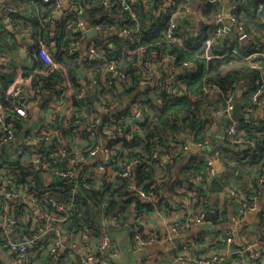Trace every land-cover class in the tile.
Wrapping results in <instances>:
<instances>
[{
	"label": "built area",
	"instance_id": "built-area-1",
	"mask_svg": "<svg viewBox=\"0 0 264 264\" xmlns=\"http://www.w3.org/2000/svg\"><path fill=\"white\" fill-rule=\"evenodd\" d=\"M40 1L53 7L49 19L58 14L60 26L78 35V38L70 44V48L63 50L69 53H72V50L79 51L78 58L82 55V50H86L93 58L100 55L105 43L108 42V37L100 40V34L94 38L85 35L91 28L97 30L101 28L87 24L86 15L81 16L84 12L81 6L75 5L71 0ZM145 1L148 12L157 18L165 17V20L161 21L164 24V40L178 45H181L183 37L188 38V32L197 35L202 24L208 23L204 12L206 5L212 2L214 9L211 16L215 27L212 35L203 41L202 48L195 55L209 61L227 57H241L248 61L264 59V36L259 44L253 41L248 48L244 47V43L247 45L253 40L252 34L237 21L236 16L232 14L233 6L225 3L224 0ZM4 2L6 3V0H0V4H5ZM64 2L70 8L64 9ZM136 2L137 0H120V5L127 12V20L130 22L111 30L127 43L123 44L119 56L104 59L102 77L108 78L104 83V91L98 92L94 82L84 81V74L77 82L76 88L67 81H60L56 85L58 97L55 103L46 109L47 119L44 117L36 128L22 130V127L17 131L13 127L16 116L26 118V108L37 103L39 96L32 92L37 99L30 100V94L27 92L26 96L22 97L23 101L28 102L26 106L20 96L24 90L17 87V84H13L6 91L2 90L0 85V193L3 197L0 210V248L12 252L18 264H33L31 260L33 253L55 258L60 256V250L68 254L71 264H115L117 244L106 227L107 199L105 196L101 200L92 197L88 191L91 185L95 190L109 184L112 188L121 186L122 190L131 192L132 196L145 204L141 206L142 209L139 208L140 213L152 212L158 215L156 219L161 222L154 226L155 228L147 230L138 229L139 226L131 227L130 239L140 248H148L154 244L168 246L167 251L161 254L138 257L134 264H264V236H258L259 225L256 222V220H264V206L260 204L263 198L264 168L254 178H248L247 194L239 188L236 176L230 177L232 182L231 185L226 186L225 192L233 197L234 204L231 210L218 204L222 220L220 223L229 224L230 228L217 231L215 226L204 227L205 211L201 207L196 191L189 189L185 182L176 184L173 191H170L166 185L158 190L153 189V185L146 189L135 180L134 168L139 161L126 160L122 157L124 139L130 140L140 134L138 124L144 118L146 107L142 106V103L146 100L135 98L130 103L129 112L112 114L117 101L108 104L106 99L117 96L118 91L131 84L130 77L121 66V60L124 57L135 56L137 69L134 75L139 78L141 84L154 87L159 82L162 87L168 88L171 95L178 96L186 92V87L184 80L177 78L176 75L183 71L196 72L198 69L197 64L193 62L184 61L181 64L176 62L175 56L164 50L145 52V47L141 44L142 30L137 24L135 26L132 24L136 21L134 6ZM25 4L24 0H15L12 4L4 5L2 13L5 23L12 25L10 14L22 15L26 8ZM228 8H230L229 13H227ZM263 8L264 0H261L258 10ZM188 15L195 24L192 29L188 25ZM107 34L109 36V33ZM18 36L24 41L26 54L31 46L36 45L35 52L40 61L45 65L56 66L45 42H37L30 32H23ZM83 37L87 39L82 40ZM164 62L168 63L167 73L159 81H155V69L161 68ZM8 63V56L0 51V64ZM3 70H7L6 67ZM18 72L21 76L23 70ZM82 72L89 71L82 70ZM18 80L16 79L15 83ZM92 91L98 97L101 116L108 115L106 121H102L99 114L84 110L79 115L80 120L76 119L69 123L70 107L64 98L73 95L76 100L85 102ZM204 92L208 100L204 108L214 117L210 127L211 133L222 119H226L228 122L222 132L223 142L231 139L237 146L235 151L241 146L248 147L242 139H233L234 135L236 132H242L243 122L257 125L258 121H237L231 118L236 103L233 100L234 90L230 89L223 94L222 100L217 104L211 102L219 92L216 87H206ZM132 95L136 96L135 93ZM153 95H157V92L151 91L149 96ZM257 95L255 94L252 104L250 103L247 108L241 107L242 112H251L255 108L259 103ZM169 99L172 100L173 96ZM99 124L102 127L97 134L95 126ZM68 130L69 133L65 134ZM82 130L85 133H82ZM23 131H26L24 137ZM210 135L203 142L193 144L198 150L196 161H203L206 164V183L210 178L217 177L213 159L201 150L208 143ZM70 138L72 144L68 148L66 145ZM169 138L176 140V135H170ZM111 139L117 141L110 143ZM17 140L20 143L13 146ZM50 145L52 147L47 150L45 146ZM188 149L189 145L178 143L174 148L172 146L163 158L171 159L174 155L185 156ZM153 156L157 158L158 154L154 152ZM20 161L33 165L30 171L35 174L37 172V181L41 174H49L54 181L53 184L58 186L55 188L58 193L54 191L51 194L45 191L39 182L38 189L30 183L31 181H20L21 176L14 165L20 164ZM158 165L159 162L156 167ZM65 181H69V189L67 186L59 187ZM194 181H200L205 186L201 176H197ZM158 182L161 183L162 180ZM63 196L68 197L69 201L62 202ZM8 200L17 203L14 213L8 209L6 203ZM135 202L133 199L129 204L134 208ZM89 214H92L90 217L96 222L94 227L70 221V218H84ZM32 219L35 220V224L30 229L29 224ZM194 228L197 232L193 237H189L190 234L187 235V232ZM177 237L182 238V241L174 244L173 240Z\"/></svg>",
	"mask_w": 264,
	"mask_h": 264
},
{
	"label": "trees",
	"instance_id": "trees-1",
	"mask_svg": "<svg viewBox=\"0 0 264 264\" xmlns=\"http://www.w3.org/2000/svg\"><path fill=\"white\" fill-rule=\"evenodd\" d=\"M71 1L82 7L88 25L98 26L103 32L109 33L108 42L105 43L100 55L96 58L86 55L81 60L80 57H77L79 51L72 50V53H69L63 50L70 48V44L78 38V35L72 34L60 26V31L56 35L50 36L47 23L50 21L49 17L53 7L39 0L32 5L25 0L26 8L22 15L10 14L14 31L17 34L30 32L34 40L45 42L52 53L56 66L45 65L40 61L35 52L36 45L29 48L27 53L28 64L24 63L26 59L19 60L16 57H10L7 50L14 51L18 48V44L13 40L12 33L3 28L0 30V51L8 56L9 63L6 65L0 64L2 90L6 91L13 84H17V87L21 90L29 92L30 100L35 101L39 96L36 104L44 110L55 103L58 97V89L56 88L58 82L67 81L76 88L82 74H84V81L88 82L87 80H89V82L95 83L98 92L104 91V83L108 81V78L103 79L102 77L104 75V59L119 56L123 44L127 43L125 39L111 29H117L119 26L130 22L127 20V12L122 9L120 0ZM224 2L233 6L232 14L236 16L237 21L244 26L245 30L252 34L253 40L247 45L244 43V47L248 48L253 41L259 44L264 36V8L258 10L261 0H224ZM134 6L136 7V21L132 24L134 26L137 24L142 30L141 44L145 47L146 53H150L152 50H164L168 54L174 55L176 62L180 64L184 61L193 62L197 64L198 69L196 72L183 71L176 75L177 78L184 80L186 87V92L178 96L171 95L168 88L162 87L159 82L154 87L141 84L139 78L134 75L137 69L135 56L124 57L121 60V66L130 77L131 84L127 88L118 91L117 96L106 99L108 104L115 99L119 101L112 114L119 115L120 113L129 112L130 103L135 98L141 101L146 100L142 103V106L146 107L145 115L138 124L140 134L133 136L130 140L124 139L122 157L126 160L137 159L139 161L134 168V176L136 183L142 184L146 189L153 185V189L158 190L166 185L170 191H173L176 184L185 182L189 189L196 191L201 207L205 211L204 227L215 226L222 221L220 218L221 211L218 208L219 194L226 190L227 178L235 175L241 183L244 177L249 176L252 179L264 168V121H258L257 125L250 122L242 123V132H236L233 138L242 139L243 143L248 146L242 152L235 151L237 146L231 139L225 140L223 151L232 153V157H230L231 155L226 156L229 166L227 175L220 178L212 177L207 183L206 164L203 161H196L197 153L188 154L187 152L185 156L174 155V158L171 159H164L163 157L172 146L174 148L178 143L187 145L180 134L187 135L193 144L203 142L211 134L210 127L214 117L204 108L208 101L204 92L206 87H216L219 90L215 99L211 100L213 104L219 103L222 100V95L232 89L234 90L233 100L239 103L241 107L248 106L255 94H258L257 99L259 101L255 107L261 106L264 102V59L257 58L248 61L241 57H227L209 61L195 55L202 48L203 41L212 35L215 27L211 16L214 9L212 2L206 5V11L204 12L208 23L204 22L202 24L197 35L188 32V38L183 37L181 45L168 43L164 40V24L161 21H164L165 17L157 18L148 12L145 0H137ZM188 25L191 29L195 25L189 15ZM85 39L87 38H82V40ZM54 49H57L56 53L53 52ZM11 55H16V52L11 53ZM13 61L16 62L13 63ZM83 65L89 72L83 73L81 71ZM5 67L7 70H3ZM19 70H23V73L15 83ZM151 91L157 92V95L149 96ZM32 92L37 96L32 95ZM133 93L136 96L132 95ZM42 94L43 97H41ZM170 96H173L172 100L169 99ZM121 97L123 99L127 98L124 106L123 103L120 104ZM64 99L70 107L69 123L76 119L80 120L79 115L84 110L98 113L96 110V107L98 108L96 94L89 95L85 102L76 100L73 95L66 96ZM98 116L104 122L108 117V115ZM24 120V117L16 116L13 127L17 131L21 130ZM227 122L226 119H222L219 123H223L225 126ZM101 127V124L95 126L97 134L100 133ZM68 133L69 130L65 132V134ZM82 133H85V131L82 130ZM170 135H176V140H170ZM116 141L117 139H111L109 142L114 143ZM71 144L70 138L66 146L69 148ZM51 147L52 145L45 146L47 150ZM154 152L158 154L157 158L153 156ZM158 162L160 165L156 167ZM14 165L21 176L20 181H31L30 183L34 187H39L36 178L37 172L35 174V172L30 171L33 169L32 164L20 161V164ZM158 170H160L159 174H157ZM183 175L187 178L184 179ZM197 176L202 177L205 186L204 183L202 186H197L194 183ZM160 180H162L161 183L158 182ZM239 188L247 194L246 182L240 185ZM88 191L90 196L100 200L102 197H106L108 203L106 213L109 216L107 229L111 228L115 222L119 225L128 224L127 226L130 227L139 226V218H135L134 213L142 216L139 212L140 209L131 208L129 203L133 199L136 204H140V201L132 196L131 192L122 190L121 186L120 188H112L109 184L95 190L91 185ZM1 206L2 202H0V210ZM70 221L75 223L73 218H70ZM257 224L259 225L258 236L263 237L264 231L261 226L264 225V220H258Z\"/></svg>",
	"mask_w": 264,
	"mask_h": 264
},
{
	"label": "crops",
	"instance_id": "crops-1",
	"mask_svg": "<svg viewBox=\"0 0 264 264\" xmlns=\"http://www.w3.org/2000/svg\"><path fill=\"white\" fill-rule=\"evenodd\" d=\"M15 0H6V2H8L9 4H12ZM40 1V0H39ZM25 2V0H24ZM27 2L29 4H35L36 2H38V0H27ZM5 3V2H4ZM4 7V4H0V30L5 28L6 30H8V32L12 33V37L13 40H15L18 44V48H16L14 51H8V55L12 58H18L19 60H25L26 59V64L29 63L28 59H27V54H26V47L24 44L23 39H19L17 40L16 35H18L17 33H15L14 28L12 25L5 23L4 19H3V13H2V9ZM64 7H66V5L64 4ZM56 17V14H55ZM52 17L50 19V21L47 23V29L48 32L50 34V36H54L56 35L60 30V24L59 19L60 16H58L57 18ZM3 26V27H2ZM10 36V37H11ZM1 43V42H0ZM15 53L16 55H11V53ZM23 55L25 57H23ZM89 54L86 52V50H82V55H80L81 60L83 59L84 56ZM16 61H13V63H15ZM167 67H168V63L164 62L163 66L161 68L155 69V74H154V79L155 81H159L161 79V77L163 75H165L167 73ZM85 70V71H89L84 65L81 67V71ZM20 75L19 72L16 75V79H20ZM15 79V80H16ZM94 91H92L90 93V95H94ZM113 101H117V103H119V101L117 99L113 100ZM127 98H120V104H122L123 106L126 104ZM252 104V102H251ZM122 106V107H123ZM252 106V105H251ZM247 108V106H246ZM121 109V108H119ZM117 109V110H119ZM27 110V116L26 118H24V124H23V129L22 130H29L32 128H36L40 122H42L44 120V117L47 115L46 110H44L42 107H40L38 104L34 103L31 104V106H29L28 108H26ZM97 110V114H99L101 116V106L100 104H98V108L96 107ZM245 114H248L250 116H254L253 118H250V120L247 121H264V102L261 104V106H257L255 108H253V110H251V112L246 111ZM224 130V125L223 123H219L218 126L212 131L209 141L208 143L201 149L202 152H204L205 154L209 155L212 159H213V164H214V168L216 171V176L218 178L227 175V172L229 170V166H228V161L226 156H230L232 157V153H229L227 155V153L225 151H223V148L225 147L224 142L222 140V133ZM25 131H23L24 133ZM22 133V135H23ZM180 137L183 138V141L189 145V149H188V154H194L196 153V151H198L194 146L193 143L191 142L190 138L185 135V134H180ZM20 141H16L13 146L19 144ZM18 146H16L17 148ZM247 149V147H246ZM245 150L244 148H242V146L237 150V151H243ZM41 177H38L39 180V184L42 185V188H44L45 191H49V193L52 194V192L56 191L55 188L58 186H55L56 184H53V179L51 178V176L47 173H43L40 175ZM244 176V175H243ZM232 177V176H231ZM230 176L227 178V182L228 185H231V180L229 179ZM249 176L244 177L243 182H246L247 185V181H248ZM243 182H239L238 186L240 187V185L244 184ZM69 181H65L64 183H62L59 187L62 188H67L69 189L68 186ZM238 183V182H237ZM53 184V185H52ZM227 185V186H228ZM71 186V185H70ZM54 189V190H53ZM58 193V191H56ZM3 197L0 195V202H2ZM3 203V202H2ZM8 205V209L11 213H14L16 211V205L17 203L15 202H10L9 200L6 202ZM223 203V204H222ZM219 204L220 206H223L225 208H227L228 210H231L233 204H234V199L233 197L228 193L223 191L222 193L219 194ZM261 205L264 206V189H263V198L261 200ZM20 205H18L19 207ZM141 206H145V204H143L142 202H140V204H136L135 203V207L134 208H141ZM131 208H133L130 205ZM140 212V211H139ZM92 214H89V216H84V218L86 220H83L81 224H85L88 227H94L96 226V222L94 220L93 217H90ZM141 217L140 219L142 220V223L144 224L143 229H148V228H153L154 226L160 224L161 222L159 220H157L156 218L158 217V215L153 214L152 212L150 213H146V212H142L141 213ZM253 220V219H250ZM257 222V220H256ZM255 222V223H256ZM114 225L111 226V228H108V231L110 232L111 237L114 239V241H116L117 244V253L114 256V263L115 264H134V262L136 261V259L138 257H149V256H153L156 254H161L164 251H167L168 246L163 245V244H154L151 247L148 248H140V246L134 242L133 240L130 239V233H131V227L127 226L128 224H123V225H119L116 222L113 223ZM32 223L30 222L29 227L31 229ZM263 231H264V225L261 226ZM155 228V227H154ZM28 232H30V230L28 229ZM197 232V230L194 228L192 230H190L189 232H187V235L190 234L189 237H193V235ZM179 238V237H177ZM176 238V239H177ZM180 241H182V238H179ZM32 258L31 260L33 261V264H71L69 262V256L68 254L63 251L60 250L59 255L60 256H56L55 258L53 257H46L43 255H40L39 253H33L31 254ZM0 264H18L17 260L14 257V254L10 251H8L7 249H2L0 248Z\"/></svg>",
	"mask_w": 264,
	"mask_h": 264
},
{
	"label": "water",
	"instance_id": "water-1",
	"mask_svg": "<svg viewBox=\"0 0 264 264\" xmlns=\"http://www.w3.org/2000/svg\"><path fill=\"white\" fill-rule=\"evenodd\" d=\"M64 3H65V5H66V7H64V9L70 8V7L68 6V4H66V2H64ZM7 4H8V2H6L4 5H7ZM71 9H74V8H71ZM229 11H230V8H228L227 13H229ZM58 16H59V15L57 14L55 18H57ZM81 16H82V17H85V13L82 12V13H81ZM99 34H100V37H99L100 40H104L106 37H108V34H107V33H104V32H102L101 30H97L96 28H91L90 30L86 31V33H85V35H86L88 38H94V37H97V36H99ZM16 38H17V40L20 39V37H19L18 35H16ZM53 52L56 53V52H57V49H54ZM23 57H25V56L23 55ZM90 93H91V92H90ZM26 94H27V92H26V91H23V92H21L20 96H21V101L27 106V105H28V102H27L26 100L23 101V99H22V97L26 96ZM254 116H256V115H254ZM254 116H253V117H254ZM253 117L250 116V115H248V114H245L244 112H242V109H241L240 104H239V103H235L234 108H233V110H232V114H231V118H232L233 120H237V121H247V120H250V118H253ZM45 118L47 119L46 116H45ZM220 133H222V132H220ZM25 134H26V131L23 133L22 136L24 137ZM242 148L246 149V146H242ZM182 177H183L184 179L187 178V177L184 176V175H183ZM194 183H195L197 186H202V183H201L200 181H194ZM0 195H2V194L0 193ZM174 199H175V200H178L177 197H174ZM10 201H11V200H10ZM61 201H62V202H63V201H64V202H68L69 200H68V197L63 196V197L61 198ZM11 202H14V201H11ZM15 203H16V202H15ZM28 205H29L30 207H32L31 204H28ZM83 220H84L83 217H77V218H75V222L78 223V224H81ZM31 223H32V226H31V229H32L33 226H34V224H35V220L32 219ZM229 228H230V225H229V224H226V223H219V224L215 225V229H216L217 231H223V230H226V229H229ZM173 243H174V244H179V243H181V241H180L179 238H177V239L175 238V239L173 240Z\"/></svg>",
	"mask_w": 264,
	"mask_h": 264
},
{
	"label": "rangeland",
	"instance_id": "rangeland-1",
	"mask_svg": "<svg viewBox=\"0 0 264 264\" xmlns=\"http://www.w3.org/2000/svg\"><path fill=\"white\" fill-rule=\"evenodd\" d=\"M239 182V181H238ZM243 182V181H242ZM243 183H245V181L243 182ZM108 208V207H107ZM107 208H106V210H107ZM109 216L107 215V213H106V218H108ZM134 217L135 218H139V220H138V224H139V227H137V226H134V228H138V229H143V226H144V224L142 223V220L140 219V215L139 214H137V213H134Z\"/></svg>",
	"mask_w": 264,
	"mask_h": 264
}]
</instances>
